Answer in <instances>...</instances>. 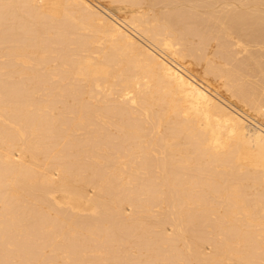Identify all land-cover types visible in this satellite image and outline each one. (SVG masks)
<instances>
[{
  "label": "bare ground",
  "instance_id": "1",
  "mask_svg": "<svg viewBox=\"0 0 264 264\" xmlns=\"http://www.w3.org/2000/svg\"><path fill=\"white\" fill-rule=\"evenodd\" d=\"M0 264H264V0H0Z\"/></svg>",
  "mask_w": 264,
  "mask_h": 264
}]
</instances>
